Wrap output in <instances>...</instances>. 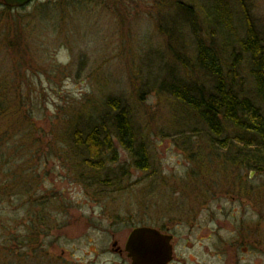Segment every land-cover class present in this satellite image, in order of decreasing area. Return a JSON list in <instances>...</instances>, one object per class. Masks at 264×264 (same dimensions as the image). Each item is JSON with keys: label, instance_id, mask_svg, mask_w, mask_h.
I'll list each match as a JSON object with an SVG mask.
<instances>
[{"label": "rangeland", "instance_id": "374dc122", "mask_svg": "<svg viewBox=\"0 0 264 264\" xmlns=\"http://www.w3.org/2000/svg\"><path fill=\"white\" fill-rule=\"evenodd\" d=\"M225 1L244 35L240 0ZM242 3L264 41V0ZM204 5H0V264H131L126 244L139 227L174 235L171 264H264V169L249 178L258 168L240 166L243 144L231 143L240 131L225 125L217 139L228 147H217L205 124L161 89L191 71L197 39L214 34ZM215 32L228 77L238 39ZM249 63L242 53L234 84L254 98ZM196 75L212 86L210 75ZM109 97L130 107L148 169L136 168L116 140L99 170L74 147V131L105 114Z\"/></svg>", "mask_w": 264, "mask_h": 264}, {"label": "trees", "instance_id": "16d2710c", "mask_svg": "<svg viewBox=\"0 0 264 264\" xmlns=\"http://www.w3.org/2000/svg\"><path fill=\"white\" fill-rule=\"evenodd\" d=\"M204 2L206 19L213 18L212 30L215 37L211 33L208 37L198 38L196 64L192 65L191 71L189 70L185 77L167 82L161 89L192 111L197 119L205 124L217 147H228L217 139L222 135L225 125L230 124L240 131L231 142L243 144V152L237 157L246 162L238 163L246 169L264 168V41L256 29L252 16L244 9L242 0L240 5L245 26L242 36L239 34V26H236L235 11L225 0ZM5 9L8 12L18 10L10 7ZM192 25L194 28L197 27L195 21ZM215 31L227 35L230 41L232 38L238 39L240 51L232 53V64L229 66V72L234 76L225 77L222 72L221 57L215 46ZM242 53L250 62V72L255 81L254 98L234 84L236 64ZM197 69L212 77L211 87L203 84L197 75L193 76ZM105 105V114L92 118L73 133L74 147L88 156L84 163L91 169L102 168L100 160L107 152H115L116 140L134 158L136 168L148 169L150 166L148 151L144 143L139 141L135 117L130 107L119 97H109ZM245 150L248 152H244ZM233 162L237 164L234 158ZM18 244L22 249L25 242L21 240ZM11 249L14 251L13 247ZM17 258L18 256H15L14 259Z\"/></svg>", "mask_w": 264, "mask_h": 264}, {"label": "water", "instance_id": "95a60500", "mask_svg": "<svg viewBox=\"0 0 264 264\" xmlns=\"http://www.w3.org/2000/svg\"><path fill=\"white\" fill-rule=\"evenodd\" d=\"M34 0H0L10 8H23ZM263 170V169H261ZM254 173L251 174L253 176ZM172 235L149 227L135 228L129 235L126 252L131 264H170L174 259Z\"/></svg>", "mask_w": 264, "mask_h": 264}, {"label": "flooded vegetation", "instance_id": "af4514ba", "mask_svg": "<svg viewBox=\"0 0 264 264\" xmlns=\"http://www.w3.org/2000/svg\"><path fill=\"white\" fill-rule=\"evenodd\" d=\"M240 163H245L246 161H244V160H240L239 161ZM260 171V168H258V170L257 171H254L255 173H257V172H259ZM251 173L249 174V178H251ZM230 198H233L232 196L230 197ZM168 231V230H167ZM174 245H175V240H174Z\"/></svg>", "mask_w": 264, "mask_h": 264}]
</instances>
